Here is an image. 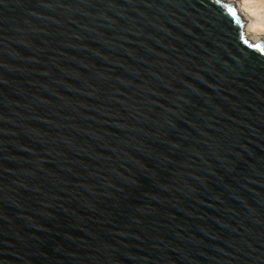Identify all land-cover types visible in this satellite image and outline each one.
<instances>
[{
    "label": "water",
    "instance_id": "1",
    "mask_svg": "<svg viewBox=\"0 0 264 264\" xmlns=\"http://www.w3.org/2000/svg\"><path fill=\"white\" fill-rule=\"evenodd\" d=\"M224 0H0V264H264V36Z\"/></svg>",
    "mask_w": 264,
    "mask_h": 264
},
{
    "label": "bare ground",
    "instance_id": "2",
    "mask_svg": "<svg viewBox=\"0 0 264 264\" xmlns=\"http://www.w3.org/2000/svg\"><path fill=\"white\" fill-rule=\"evenodd\" d=\"M233 3L236 0H224ZM239 9L246 18L245 35L257 42L264 36V0H239Z\"/></svg>",
    "mask_w": 264,
    "mask_h": 264
},
{
    "label": "rangeland",
    "instance_id": "3",
    "mask_svg": "<svg viewBox=\"0 0 264 264\" xmlns=\"http://www.w3.org/2000/svg\"><path fill=\"white\" fill-rule=\"evenodd\" d=\"M236 2H237V5L239 6V4H240V1H239V0H236Z\"/></svg>",
    "mask_w": 264,
    "mask_h": 264
}]
</instances>
